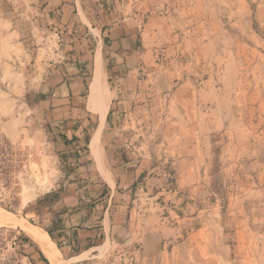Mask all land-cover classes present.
<instances>
[{"label":"crops","instance_id":"1","mask_svg":"<svg viewBox=\"0 0 264 264\" xmlns=\"http://www.w3.org/2000/svg\"><path fill=\"white\" fill-rule=\"evenodd\" d=\"M30 1L54 12L58 43L41 79L10 92L21 111L3 123L13 134L23 120L60 151L64 192L42 221L63 258L93 259L115 244L165 264L174 249L199 243L188 214L198 219L204 198L227 191L239 208L258 192L249 163H262L234 140L226 109L234 95L220 87L229 50L214 0ZM22 49L2 31L0 64ZM220 177L225 191L212 183ZM26 247L35 264L48 263Z\"/></svg>","mask_w":264,"mask_h":264},{"label":"rangeland","instance_id":"2","mask_svg":"<svg viewBox=\"0 0 264 264\" xmlns=\"http://www.w3.org/2000/svg\"><path fill=\"white\" fill-rule=\"evenodd\" d=\"M44 8V3L30 0H0V35L4 30L13 32L24 47L12 63L0 64V128L5 130L0 131V217L27 219L46 230L43 214L65 187L60 151L23 120L13 134L3 123L12 119L11 110L21 111L22 102L10 92L27 90L53 62L52 50L58 43L50 32L54 12L48 15ZM214 8L226 32L222 45L229 50L219 62L220 87L234 95L226 105L232 110L234 140L247 141L249 155L262 163V170L254 160L249 163L250 181L258 185V192L250 193L239 208L230 206L227 191L204 198L198 219H192L191 211L188 214L189 229L196 225L200 229L189 236L199 243L174 249V257L165 264H264V0H214ZM239 182L235 178L231 185ZM212 183L225 191L222 177ZM1 220L0 240L5 247L0 249V264H32L28 244L35 246V253L44 254L21 227ZM101 254L85 261L64 257L63 264H150L139 259L133 248L115 244L104 246Z\"/></svg>","mask_w":264,"mask_h":264},{"label":"bare ground","instance_id":"3","mask_svg":"<svg viewBox=\"0 0 264 264\" xmlns=\"http://www.w3.org/2000/svg\"><path fill=\"white\" fill-rule=\"evenodd\" d=\"M96 84L99 85V83ZM97 85H95V90H97ZM93 145L94 147H98V142L94 141ZM0 219H2L1 221L4 222V224H12V226L16 225L21 227L25 233L40 247L51 264H63V256L57 250L55 243L47 230L31 223L27 219L19 220L14 216H1Z\"/></svg>","mask_w":264,"mask_h":264},{"label":"built area","instance_id":"4","mask_svg":"<svg viewBox=\"0 0 264 264\" xmlns=\"http://www.w3.org/2000/svg\"><path fill=\"white\" fill-rule=\"evenodd\" d=\"M14 244H16V242H14ZM4 247H5V246H4V242H3L2 240H0V249L3 250Z\"/></svg>","mask_w":264,"mask_h":264}]
</instances>
